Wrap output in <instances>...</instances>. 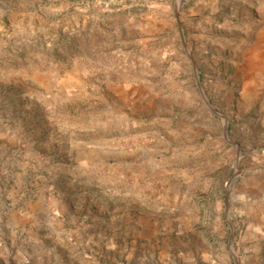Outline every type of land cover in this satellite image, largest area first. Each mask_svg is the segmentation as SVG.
<instances>
[{
	"label": "rangeland",
	"instance_id": "374dc122",
	"mask_svg": "<svg viewBox=\"0 0 264 264\" xmlns=\"http://www.w3.org/2000/svg\"><path fill=\"white\" fill-rule=\"evenodd\" d=\"M0 264H264V0H0Z\"/></svg>",
	"mask_w": 264,
	"mask_h": 264
},
{
	"label": "water",
	"instance_id": "95a60500",
	"mask_svg": "<svg viewBox=\"0 0 264 264\" xmlns=\"http://www.w3.org/2000/svg\"><path fill=\"white\" fill-rule=\"evenodd\" d=\"M196 84H197V88L199 89V91L201 92V90H200V86H199V84H198V80L196 79ZM201 94H202V92H201ZM204 98V97H203ZM204 101H205V104L207 105V107H208V109L214 114V115H216V116H218V117H221L217 112H215L212 108H211V106L207 103V101L204 99ZM224 137H225V139L227 140V131H226V129H224ZM228 141V140H227ZM231 144V143H230ZM232 146H234L235 148H236V145H234V144H231Z\"/></svg>",
	"mask_w": 264,
	"mask_h": 264
}]
</instances>
